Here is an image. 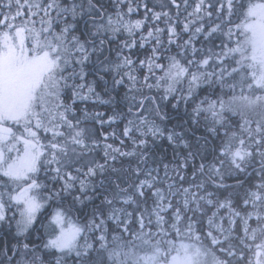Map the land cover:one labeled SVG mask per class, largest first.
Masks as SVG:
<instances>
[{
	"label": "snow or ice",
	"instance_id": "6c2138e0",
	"mask_svg": "<svg viewBox=\"0 0 264 264\" xmlns=\"http://www.w3.org/2000/svg\"><path fill=\"white\" fill-rule=\"evenodd\" d=\"M189 3L166 0L156 11L144 0H0V232L10 237L0 264H264V0ZM182 5L189 35L180 43ZM141 7L144 18L132 19ZM120 35L112 61L104 45ZM96 62L133 102L120 139L131 150L104 135V163L87 122L117 117L88 111L108 103L87 79ZM181 104L185 123L168 128L162 105ZM160 141L173 161L149 166ZM119 157L138 161L135 182L116 183L83 222L71 219Z\"/></svg>",
	"mask_w": 264,
	"mask_h": 264
},
{
	"label": "trees",
	"instance_id": "16d2710c",
	"mask_svg": "<svg viewBox=\"0 0 264 264\" xmlns=\"http://www.w3.org/2000/svg\"><path fill=\"white\" fill-rule=\"evenodd\" d=\"M105 3H107V0H104ZM145 3L148 4L149 7H154L156 11L160 10L161 4H166V0H144ZM195 0H190L189 7L187 8V11H192V7L194 6ZM167 10V7L165 8ZM7 9H0V12H6ZM171 14L173 18H177V9L172 8ZM187 15V12L184 10L183 5L181 6V9L179 10V17H178V23L176 25L177 32L180 35L179 42L182 43L183 40L188 38V33H184L182 31L183 29V22L184 18ZM132 19H143L144 18V9L141 7L140 11L138 13H134L131 17ZM205 24L209 23L207 19L204 21ZM151 24H146L143 31L146 33L148 30V27H150ZM81 30H83L84 27V21L82 20L80 22ZM160 27L166 29V25L163 23L160 24ZM124 35L118 36L115 40L107 41L104 45V57L110 58L112 61H115L117 58V51L120 47V41L126 39ZM139 38V34L137 35V39ZM162 40L167 47V32L162 34ZM202 40V38H201ZM195 46L197 48H200L202 44L199 41L194 42ZM151 44L146 45L144 48L137 47L136 49L132 50V58L136 60L137 58L143 59L145 56L149 55L151 52ZM127 51V50H125ZM170 51L172 54H175L176 51H178V48L176 45L170 46ZM104 57H101L103 60ZM95 60V58H94ZM139 66V65H137ZM145 70H141L139 75L143 76ZM88 72L89 75L87 79L89 82L95 81L97 85V92L100 94L102 99L108 101V103L100 104V103H91L89 102L87 104L88 111L90 113H96L101 112L103 113V117H101L104 120H107L109 116H116L117 119L112 124L105 123L104 125H100L95 122V119L89 120L87 122V126L90 129H93L95 131L96 137L100 140V147L96 150L94 153V156L99 163H104V154H103V145L104 135H108V143H112L116 147H122V150L129 151L131 150V141L126 140L125 145L121 146L120 139L122 137L123 128L127 124V120L132 118L130 114L128 113V108L133 103L131 100V93L127 91L126 85L121 86H115L113 83V78L115 76V73L113 72H103L100 69L99 62H96L95 64H90L88 66ZM103 76V79H100V76ZM118 78V77H116ZM137 95V100L139 99V94ZM203 96V93L201 94ZM78 107L83 108L85 107L84 104L78 105ZM165 111L169 112L170 119L165 122L166 126L168 128H172L176 125H183L185 123V107L183 104L179 106L178 109H171L170 105H162ZM147 115V113H145ZM235 120L239 121V117H235ZM115 133V136H112L111 134ZM200 133L197 132V135ZM189 135H191V132H189ZM159 146L152 145L153 152L150 154L149 158V166H154L156 162L163 161L164 163H169L170 161H173V151L172 148L167 144L166 141H160L158 142ZM212 146L209 145L208 151L211 152ZM111 167L108 171L104 173L103 177L98 176L96 178V184L94 188L89 189V193L92 196V199L90 201H87V207H84L83 205H76L75 209H72L70 211V218L73 220H77L80 222H83V217L86 214H89L92 212V210L98 206H100L103 202V197L106 194H110L111 191L115 189L116 183H120L124 187H130L136 180L134 173L131 172L132 169H135L137 166L138 161L134 157H119L114 162H109ZM200 163V160L197 159L195 161L194 165H190L188 169H186V173L188 175V178L191 179L192 175V168L193 166H198ZM161 167V175H163L162 171V164ZM171 167V164H170ZM112 168H115L116 171H112ZM258 170V165H254L253 168H249L248 172L245 174L247 178L250 179V182L254 183L257 180V176L255 175V171ZM244 178V177H242ZM101 181H103V187H101ZM226 183L229 185L235 184L234 178H229L226 180ZM187 186V185H185ZM211 190V189H210ZM242 194V193H241ZM71 197H67V202L65 204V207H69L71 204ZM149 204H151V200H149ZM114 227V225H113Z\"/></svg>",
	"mask_w": 264,
	"mask_h": 264
},
{
	"label": "flooded vegetation",
	"instance_id": "af4514ba",
	"mask_svg": "<svg viewBox=\"0 0 264 264\" xmlns=\"http://www.w3.org/2000/svg\"><path fill=\"white\" fill-rule=\"evenodd\" d=\"M9 215H12V213H9ZM40 235H44L43 232L40 233ZM34 240H38L39 237L37 236V234H33L32 237ZM10 237L5 236V234L3 232H0V251L4 250V246L8 243Z\"/></svg>",
	"mask_w": 264,
	"mask_h": 264
},
{
	"label": "rangeland",
	"instance_id": "374dc122",
	"mask_svg": "<svg viewBox=\"0 0 264 264\" xmlns=\"http://www.w3.org/2000/svg\"><path fill=\"white\" fill-rule=\"evenodd\" d=\"M9 216H11V215H9ZM18 218V217H17Z\"/></svg>",
	"mask_w": 264,
	"mask_h": 264
}]
</instances>
